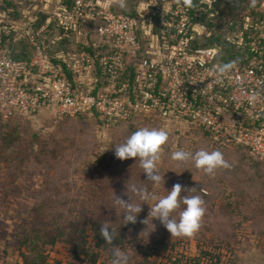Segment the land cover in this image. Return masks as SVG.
<instances>
[{
	"label": "rangeland",
	"instance_id": "rangeland-1",
	"mask_svg": "<svg viewBox=\"0 0 264 264\" xmlns=\"http://www.w3.org/2000/svg\"><path fill=\"white\" fill-rule=\"evenodd\" d=\"M99 1L129 13L149 2L123 0L126 6L122 8V0ZM13 2L16 7L0 0V23L13 25L20 20L21 38H12L6 47L11 54H16L15 50L21 54L26 52L21 43H26L28 25L54 20L65 0ZM202 2L211 4L213 0ZM253 6L264 13V0H250L241 18L253 15ZM143 14L152 17L149 10ZM108 129L96 120L56 112H43L35 121L23 123L17 135L14 126L0 129V264L26 262L19 250V239L27 229L65 232L66 241L59 246L76 249L85 243L82 231L89 238L88 246L95 247L94 234L105 223L116 236L130 239L122 250L129 256V264H141L151 246L161 248L158 252L151 249L154 255L148 259L149 264H264L263 164L234 152L225 156L231 168L218 169L209 176L194 162L171 159L178 150L211 151L203 134L192 126H165L169 140L158 163L165 183L153 186L147 182L138 159L122 161L115 156V147L133 132L123 131L121 136ZM133 184L144 185L161 198L176 184L184 190L182 197L200 195L206 208L200 230L191 237H172L158 219L149 216L151 206L127 190ZM203 190L209 196H203ZM116 196L126 201L131 197L133 203L143 204L135 224H126ZM148 203L154 206L156 201ZM183 207L173 213L174 217L179 218ZM23 252L33 260L34 254L25 249ZM112 258V253L105 251L100 263L112 264Z\"/></svg>",
	"mask_w": 264,
	"mask_h": 264
},
{
	"label": "built area",
	"instance_id": "built-area-1",
	"mask_svg": "<svg viewBox=\"0 0 264 264\" xmlns=\"http://www.w3.org/2000/svg\"><path fill=\"white\" fill-rule=\"evenodd\" d=\"M148 1L137 17L116 14L99 0H74L55 14L54 33L52 19L35 31V21L28 25L33 53L27 59L6 49L19 23H0L4 118L89 112L99 114L107 128L139 118L161 120L167 127L192 126L223 151L241 146L264 161V19L247 25L243 63L220 78L214 71L218 51L191 46L202 30L193 16L195 0L190 6L183 0ZM61 43L70 50L59 51ZM57 256L51 252L48 264H57Z\"/></svg>",
	"mask_w": 264,
	"mask_h": 264
},
{
	"label": "trees",
	"instance_id": "trees-1",
	"mask_svg": "<svg viewBox=\"0 0 264 264\" xmlns=\"http://www.w3.org/2000/svg\"><path fill=\"white\" fill-rule=\"evenodd\" d=\"M13 1L5 0V3L7 6L16 7V3ZM248 1L250 0H213L211 4H205L202 2V0H196L195 3L193 4V16L195 18V24L202 27L203 32L199 30L198 32L194 33L195 38L191 44L193 49L196 50L200 48H207V49L212 48L218 51L217 60L220 64L227 63L230 61H235L236 65L242 64L248 51L246 47L240 46V43L242 40H248L251 35V32L247 31L246 27L249 23L258 22L264 19V13L259 12L257 9L258 4L257 6H253V11H254L253 15L247 14L248 16H244L243 18H241L240 15L243 11H246V6L248 5ZM73 4H74V0H65L63 7L59 8V10L63 8L72 7ZM113 10L116 14H126V15L139 17L138 9L136 10V12H130V13L125 10L120 11L121 9L117 11V9H115L114 7ZM250 15L252 16V18ZM19 17H22V13H19ZM50 19L52 18H48L46 20L45 17L44 21L45 20L46 21L44 22V25ZM16 22L19 23L20 20ZM55 25H56L55 19L54 20L52 19L51 27L53 33L55 32L54 31ZM42 26H43V22L38 24L34 23L32 25V28L35 31ZM18 33L15 34V36L13 37V39L16 41L18 40L17 38L19 39L21 38L18 37ZM29 37H30L29 35L26 36L25 38L26 43L24 42L21 43L22 48H24L26 52L24 53L22 52L20 54L17 53L18 51L15 50L13 52H16V54H11L10 52V55L12 57L17 59H27L32 56L33 51L29 43ZM74 43L77 48H81V45L76 44L77 43L76 41ZM56 48L59 51L67 50L66 43L58 44ZM69 50L70 49L68 48L67 51ZM81 117L89 118L91 120H96V122L99 123L102 128L105 126V122L99 114H93L87 112V113H80L75 117H70V118L78 119ZM29 121L32 122L35 121V119L23 120L19 117H16L7 120L4 118L3 113L0 112V129L2 128V130H4L5 128L14 126L15 127L14 133L16 135L18 134L17 128L22 126L23 123H27ZM147 125L152 128L165 127V123H163L161 120H144L143 118H139L138 120L122 122L117 126H113L109 128L108 130H110V132L112 133L117 132L116 134H120L121 136H123L122 135L124 134L123 131L128 133L129 132L134 133L139 128L145 127ZM200 132L203 134L204 138L208 140V143L211 146V151L220 150L224 154V156L234 152L242 153L248 156L249 158H251L252 160L264 165V161H260L258 158L251 157L244 147L238 146L234 150L224 152L223 150L218 148L216 144H214V142L210 140L209 137L204 132L202 131ZM120 135L119 137H121ZM203 196L207 197L209 196V194L208 195L204 194ZM26 231L22 233V237H20L19 239V250L21 251L23 258L26 260L24 264H48L50 253L60 252L59 244H61V241H66L65 238L66 233L62 231H59L58 233L44 232L43 230H35V229H32L27 232ZM82 232H83V237L85 238V243L83 244L82 248L77 247L76 249H70L68 247H64L69 256V260H70L69 264H102L100 263V260L103 252L106 251L112 253L113 250L116 248L123 250L127 247L126 245L129 244L128 242H130V239L127 238V236L125 235H119V236L115 235L114 242L112 244H108L101 237L100 230L97 229L96 233L94 234V241L96 242L95 247L91 244L90 246H88L89 243L87 242V240L89 238L86 236V231H82ZM159 248L161 247L151 246L153 252H158ZM23 249H25L28 253L34 254L33 260L32 259L29 260V256L23 252ZM151 249L147 251L148 254H146L147 256L145 257V260L141 264H149L148 259L150 258V256L154 255ZM212 258L214 259V257Z\"/></svg>",
	"mask_w": 264,
	"mask_h": 264
},
{
	"label": "clouds",
	"instance_id": "clouds-1",
	"mask_svg": "<svg viewBox=\"0 0 264 264\" xmlns=\"http://www.w3.org/2000/svg\"><path fill=\"white\" fill-rule=\"evenodd\" d=\"M185 5L190 6L192 0H183ZM121 2L120 7H125ZM236 68V62L230 61L221 63L214 71L220 78L229 76ZM169 140V132L163 128L141 127L132 133L119 146L115 147V156L119 160L136 158L140 162L143 173L147 175V182L153 186L164 185V175L160 174L158 163L161 160L163 146ZM171 159L177 162L187 163L194 162L197 169L202 170L209 176H214L218 169H229L231 164L225 159L220 150H198L192 151L178 150L172 153ZM136 196L151 206L150 215L152 219H158L167 229L172 237H191L197 233L202 226V219L206 214L205 201L200 195L181 196L182 186L176 184L171 191L167 192L164 197H157L144 185H131L130 189ZM195 191V188H193ZM149 201H156L152 206ZM116 204L124 210V220L126 224L137 222V218L142 211L143 204H136L122 197L116 196ZM183 205V210L179 211V218L174 217L173 213L177 212ZM147 220L144 221L145 224ZM100 235L103 240L112 244L115 239V232L108 223L102 225ZM112 264H129V256L125 251L116 248L112 252Z\"/></svg>",
	"mask_w": 264,
	"mask_h": 264
},
{
	"label": "crops",
	"instance_id": "crops-1",
	"mask_svg": "<svg viewBox=\"0 0 264 264\" xmlns=\"http://www.w3.org/2000/svg\"><path fill=\"white\" fill-rule=\"evenodd\" d=\"M59 247H61V246H59ZM59 251L60 252H58L57 259H55L56 263L60 264L63 260H67L68 261L69 260V256H68V253L66 252L64 246L59 248ZM51 256H52V254H51ZM20 264H22V262H20Z\"/></svg>",
	"mask_w": 264,
	"mask_h": 264
}]
</instances>
